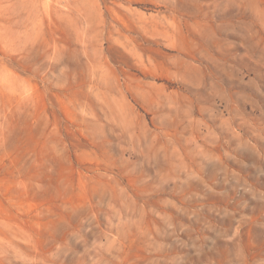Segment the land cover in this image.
Masks as SVG:
<instances>
[{"label": "rangeland", "instance_id": "1", "mask_svg": "<svg viewBox=\"0 0 264 264\" xmlns=\"http://www.w3.org/2000/svg\"><path fill=\"white\" fill-rule=\"evenodd\" d=\"M0 264H264V0H0Z\"/></svg>", "mask_w": 264, "mask_h": 264}]
</instances>
